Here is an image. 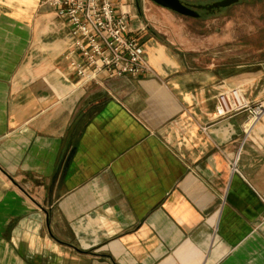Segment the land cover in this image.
Returning <instances> with one entry per match:
<instances>
[{"label":"crops","instance_id":"0c3cea01","mask_svg":"<svg viewBox=\"0 0 264 264\" xmlns=\"http://www.w3.org/2000/svg\"><path fill=\"white\" fill-rule=\"evenodd\" d=\"M42 1L0 0V264H264V114L217 109L264 101V67L175 43L142 0L121 9L150 73L84 83Z\"/></svg>","mask_w":264,"mask_h":264},{"label":"built area","instance_id":"2783aa9c","mask_svg":"<svg viewBox=\"0 0 264 264\" xmlns=\"http://www.w3.org/2000/svg\"><path fill=\"white\" fill-rule=\"evenodd\" d=\"M140 0H43L69 28L72 47L82 64L71 62L76 75L84 83L94 82L100 75L107 79L135 78L150 73L143 59L139 41L131 36L129 16L121 4L134 5ZM218 115L231 118L245 115L250 126L264 114V101L249 100L242 89L231 88L217 96ZM235 163L233 164V168ZM264 203V196L261 197Z\"/></svg>","mask_w":264,"mask_h":264},{"label":"rangeland","instance_id":"374dc122","mask_svg":"<svg viewBox=\"0 0 264 264\" xmlns=\"http://www.w3.org/2000/svg\"><path fill=\"white\" fill-rule=\"evenodd\" d=\"M181 1L189 6H199L221 0ZM159 11L165 14L157 17L163 26L171 29V40L187 44L190 49L206 50L202 53L206 54V59L211 55L214 64L239 66L252 72L264 67V0H241L213 14L199 11L197 19L165 9Z\"/></svg>","mask_w":264,"mask_h":264},{"label":"water","instance_id":"95a60500","mask_svg":"<svg viewBox=\"0 0 264 264\" xmlns=\"http://www.w3.org/2000/svg\"><path fill=\"white\" fill-rule=\"evenodd\" d=\"M162 9L173 12L183 17L197 19L200 17L199 11H204L207 14L220 12L223 9L229 8L238 4L241 0H221L210 5L189 6L181 0H149Z\"/></svg>","mask_w":264,"mask_h":264}]
</instances>
